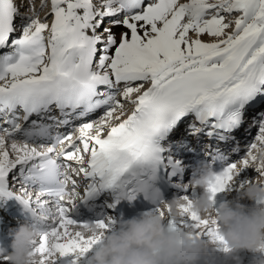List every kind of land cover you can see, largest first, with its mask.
Masks as SVG:
<instances>
[{
	"label": "bare ground",
	"instance_id": "obj_1",
	"mask_svg": "<svg viewBox=\"0 0 264 264\" xmlns=\"http://www.w3.org/2000/svg\"><path fill=\"white\" fill-rule=\"evenodd\" d=\"M5 1L7 4H10L13 7H15V5H16L14 3V0H5ZM121 1L122 0H113V1L109 2L108 4H106V6H105L106 9H105L103 14H107V16L111 17L110 15H112L114 13V10L116 8L114 5L120 3ZM25 2H26V0H24L23 5H25ZM175 2H176V0H162L158 3V4L163 5L164 16H166V17L170 16L171 17V14L169 13V11L172 10L171 5L174 4ZM52 3L55 4L56 1H52ZM54 4L52 5V7H53L52 9L56 11L57 5L56 4L54 5ZM85 4H87V3H85ZM84 6H86V5H79L77 8H75L73 10H68V9L61 10L59 12L61 20L65 19L68 14H72V15H74V18L69 20L68 23L80 21V15H81L80 13L83 9L82 7H84ZM87 7H88V5H87ZM89 7H90V4H89ZM199 8H200V6H199ZM140 9H142V11H143L144 10L143 6ZM148 11L149 10H146V12H148ZM47 14L49 15L50 13L48 12ZM82 15H84V14H82ZM91 15H93V12L90 15L88 14V16H86V17L88 18ZM137 17H138L137 13H134V14L132 13L129 16V18H132L131 22L121 21V20H114V21L111 20L112 22H110L109 25H107L105 28H102V27L98 28V31H101V32H98V34H100L101 36L97 37V40L95 42L91 41L90 43L92 45H94V47L96 48V47H98V46H96L97 41H99V40L105 41L110 37L111 34H115L116 32H118L121 29H125V31L127 30L128 32H131V34L134 38H136L142 34H147L149 32V29L147 26H152V30H151L152 32L154 31L153 27L155 28V31L158 29L157 24L155 22L156 16L154 17L153 13H148L147 15H145V17H144L145 21L143 23L146 26H136L135 27V25H133V24L137 25V23H138L136 21ZM261 17H262V21L264 22V18H263L264 16H261ZM100 18H101V16L99 17V20H100ZM159 18H161V17H159ZM102 21H104V18ZM256 21H259V20H256ZM262 21H260V23ZM56 22H57V26H60V22H61L60 19H57ZM56 22H55V24L52 23L53 25L50 26L51 31H53L56 28ZM153 22H154V25H152ZM164 22H162V23H164ZM39 24H41V23H39ZM138 24L143 25V24H141V22H139ZM39 27H43V26L39 25ZM58 28L62 29L61 27H58ZM259 31H260V29H255L254 31L250 32L247 35H240V36L236 37L235 39L231 40L227 44L222 45L223 47L218 49L216 54L211 55L210 57H208L205 60L200 59L198 62L194 61L191 63L189 61L188 65H186L184 67H182V65H181L182 62H179L180 61L179 60L178 64L176 66H172V67L170 66L166 69H161L160 71H156V72L154 71L153 76H152V79H154L153 84L147 88V89H149L148 101H152L153 99L162 98L163 96H165L167 94H171V93L175 92V90L177 88L186 86L189 83H190V86L192 87L193 91L191 93H188L187 95H185L181 99L186 108H189L192 105H200L203 102V100L205 99V97H221V98L229 99L232 96H234L235 94L239 93L240 91H242L248 87H253L256 82L264 79V76H263L264 75V47L257 49L253 53L251 58L248 60V62L245 60V62H247V63H245V68L243 70H241L240 67L242 66L244 56H246L249 53L250 49L255 46L256 36H257V35H255V33L259 32ZM69 34H71V33H69ZM116 38L120 39V34ZM252 38L254 39V41H250ZM56 39H60V38L58 37ZM159 39H160V37H159ZM108 43H109V46L113 47V43H112L111 38L108 41ZM57 45H58L59 49L64 47V44H62V42H59L58 40H56V46ZM129 45L130 46H128V48L130 49L132 47V44L130 43ZM147 47H148V45H147ZM77 48L80 49L79 51H81V50L84 51L82 47H77L76 45H74L73 41H72L71 46L68 48V50L65 52V54L61 53L59 55L62 57L65 56L66 58L70 59V58H72L73 51H75ZM125 49H127V48L125 47ZM116 52L120 53V52H122V49L118 47V49H116ZM93 53L94 52L90 53V56L91 55L93 56ZM212 53H214V52H211V54ZM78 56H80V55H78ZM85 56L86 55L83 54L79 58L84 59ZM238 57H241V61H236V59ZM117 59L122 60L119 57H117ZM117 59H116V62H117ZM60 60L62 61V65L71 66L73 64L70 61H66L64 58H60ZM122 62H125V61L122 60ZM124 64H126V63H124ZM124 64H121V65H124ZM106 65H108L107 67H110L111 59L109 61L107 60ZM130 67H131V65L126 66V67L125 66H123V67L119 66L118 68H116V70H118L119 73L122 75L121 78L136 77V76H137V78L138 77L139 78H145L147 76V72H134ZM146 68L147 67H145V69ZM12 70L15 73L20 72V71L27 72L24 70L23 66L20 64L15 65L12 68ZM56 70H57V67H54L50 71L46 70L45 72L37 74V75H32L29 73L28 77H26V78L29 79L30 83L33 85H35L37 82L38 83H46L48 79L55 80V79L61 78L60 77L61 74H58ZM70 71L72 73H74V72H76V68L71 67ZM148 74H150V73H148ZM115 77H116V75H115ZM115 77L113 78V80L115 79ZM209 77H210V79L206 80ZM194 80H200L203 82L198 85V84H195L192 82ZM13 81L11 82V84L13 83ZM122 81H126V79H124ZM114 83H117V82L116 81L112 82V85H114ZM142 90H144V89H142ZM124 97L126 100L130 101V97H128V98L126 96H124ZM159 102H161V100H159ZM126 106L127 105L121 107L120 110L116 111V116L115 115L114 116L117 117L118 120L121 117H124L123 116V108H125ZM200 110H202V108H200ZM109 113H111V111ZM106 120H107L106 118H101L100 120L87 123L86 125L78 126L79 131H83L84 128L87 129L89 126L94 127V125H98L99 123H103V126H104V124L107 123ZM196 125L198 127H200V125H198V124H196ZM101 126H102V124H101ZM195 127L196 126L194 123H192V125L189 126L190 129L195 128ZM189 132L194 133L193 130H190ZM189 138L190 137H187L185 139H189ZM0 139L5 144L9 142L3 136L0 137ZM18 142H19V139H14L13 142L11 143L13 146H15L13 154H15L17 151H20L21 149H25L26 147L32 146V145H21V144L15 145ZM183 143L188 144L189 141L183 140ZM187 146H189V145H187ZM5 147H6V145H3V149H5ZM191 147L198 149L197 148V142H193ZM47 149H50V147L48 146ZM4 155L8 156L9 154H4ZM70 160L75 161L74 164H76L77 167H80L82 165L80 162H77V159L70 158ZM239 164L243 165V167H244V163H239ZM201 177H202L201 174L198 176H192L188 179L187 183L190 184V181H192L196 185H198V184L203 185L204 183L201 182ZM15 189L17 191L16 193L26 196V192H25V189L23 186H17ZM233 203H234V201H232L230 203V205H228V206L221 207L219 215L213 216V213H211L212 218L210 217V219L213 220V222L210 224H207V225L204 224V226H206V229L209 231H212L213 229L218 227V225H219L218 220L219 219H222L223 222L230 220L231 219L230 215H231V210H232L231 205H233ZM182 220H184V219H182ZM200 220L203 221V218H201ZM228 227H230V229H232L236 226L233 223V225L226 224L223 227L222 230L226 232L224 234L225 236H223L225 238L224 240H226L228 238L229 239L234 238L233 237L234 234H231L230 231L227 230ZM236 228H238L241 231L240 234L246 235L245 237L243 236L240 239L239 238L236 239L237 241H239V246H241V249H243L244 246L240 245L242 243V241L245 240V242H246L247 240H251L252 234L254 235L256 233V230L254 232H252V231L247 230L246 228H241V227H236ZM240 234L238 236H240ZM248 234H251V235L248 236ZM262 234H264V230H263ZM260 247H263V243H261ZM241 249L236 246V249L235 250L233 249L232 252L234 254H238V252L241 253V251H240ZM247 252H250V250L247 249ZM241 254L245 255L243 252ZM220 258L221 257H219V255H216V261L211 259V264H219ZM258 258L263 259L264 254H262V255L252 254L250 256V259H253V260L258 259Z\"/></svg>",
	"mask_w": 264,
	"mask_h": 264
},
{
	"label": "rangeland",
	"instance_id": "obj_2",
	"mask_svg": "<svg viewBox=\"0 0 264 264\" xmlns=\"http://www.w3.org/2000/svg\"><path fill=\"white\" fill-rule=\"evenodd\" d=\"M111 1H113V0H88L86 2L87 3L86 6L88 5V7H86V6L82 7L83 9L80 13L81 14L80 15V21H81L80 24L86 19L85 17L88 16L87 14H84L83 11H84L85 7L89 8L90 3L94 4L92 12L93 11L98 12V18L101 16L100 20L102 21L103 17L107 16V14H103L105 9H106L105 6H106V4H108ZM28 2H29V0H26L25 5L23 6V3H20L18 0H14V3L16 4V6H18V8L20 10H23L24 12L29 11L28 6H27ZM79 2H81V0ZM53 4L54 3H52V2L45 4L43 6V9H42L43 13L47 14L48 11L53 8L52 7ZM55 4L58 6V2H56ZM217 4H220V6L218 7ZM211 5L214 7H212L209 10H206V11L204 10V6H211ZM199 6H200V8H199ZM171 9L172 10L169 11V13L171 14V17L170 16L166 17V16H164V13L161 14L159 11L156 13V15L155 14L154 15L156 16L155 22L157 24H159V29H160L159 36L165 37L167 35V32H170V34H172V38L170 40H172V42L179 49V52L177 54L172 53V51L170 50L172 45L168 48V52H169L168 56L163 52L161 46H158L159 45V42H158L159 39L157 36H155V31L148 32L147 34H142V35L134 38L132 36L131 32H128L127 30L125 31V29H121L118 32H116L115 34H111L112 37H110V38L112 39L113 47L109 46V43H108V50H111V52H114V53H118V52H116V49H118V47H119L122 49V52H120V54L121 53L128 54L131 52V50L133 48V52L131 53L130 58L136 57L138 55L139 51L143 50L140 52V55L141 56L146 55V56L143 58V60H142V57L140 56L138 58L140 60V62L135 60L136 64L134 66L137 68H140L143 65H146L145 67H149L147 65H150L151 67H154L156 69H162L163 67H165L167 65L170 66L175 61L178 62L180 59H183L182 61H189L190 60V53L198 54L199 51H204V50H208L211 52V51L215 50V48H216L215 43H221L222 45H225L240 35H247L250 32H243L247 27H251V32L254 31L255 29H260L259 32L255 33V35H257L255 43H259L258 45H260V46L264 45V22L262 21V17H261V16H264V0H176V2L171 5ZM150 10L152 12H154L151 8H150ZM219 10H222V11L218 12ZM23 11H21V13H23ZM94 12H93V14H95ZM217 13H219V14H217ZM82 14H84V15H82ZM90 14L91 13H89V15ZM49 15L47 14V16H49ZM72 16H73L72 18H74V15H72ZM108 17L109 16H107L106 19L104 18L105 22H106V20H108V21L110 20V19H108ZM159 17H161V18H159ZM22 18H26V17L22 16ZM197 18H198V20H197ZM36 20L37 19L35 17L31 23L36 24ZM140 20H143V19H139L138 21L140 22ZM256 20H259V21H256ZM260 21H262V22L260 23ZM110 22H112V21H110ZM110 22H107L106 24L109 25ZM143 22L144 21H141V24H143V25H140L137 23V25H135V27L136 26H146V25H144ZM162 22H164V23H162ZM38 23H40V22L38 21ZM69 23H71V22H69ZM87 23L90 25V23L88 21H87ZM153 24H154V22H153ZM46 25H47L46 28L48 29L50 24H46ZM37 26H39V25H37ZM102 28H105V27H102ZM122 33H126V37L131 36V38L134 39V42H135L134 47L132 45V47L129 49L128 46H130L129 45L130 43L125 44V45L114 44L115 41H116V43L119 42V40L118 39L116 40L115 38L119 34L121 37ZM47 36L48 37L51 36V33L49 31H48ZM100 36H101L100 34H97L94 39L97 40V37H100ZM149 36H151V38ZM126 41L128 42L129 40L126 39ZM250 41H254V39L252 38ZM104 42H106V40ZM144 42H146V44H144ZM98 45H99V43L97 41L96 46H98ZM147 45H148V47H147ZM222 45H220V46H222ZM256 46H257V44H255V48H256ZM125 47L127 49H125ZM145 47H146V49L144 50ZM150 48L152 49V51L150 50ZM255 48H252L251 51L249 52L248 55L250 56V58L253 55V53L256 51ZM252 51H253V53H252ZM148 52H150V53L148 54ZM85 55H86V53H85ZM119 56L120 55H118V57ZM249 56L247 57V59H246V56L243 58V63H242L243 65L240 67L241 70H243L245 68V63H247L248 60L250 59ZM245 60L247 62H245ZM128 62L129 61H125V62H123V64L128 63ZM45 65H46V60L41 62V66H45ZM132 65H133V62L131 64L130 68L132 70H135V67H133ZM107 66L108 65H106V67ZM33 70H35V69L33 68ZM37 71L40 72V69L38 68ZM147 75H148V72H147ZM150 82L151 81L150 80L147 81V79L136 80L133 82V83H135L133 85L125 84V87H123V88L121 86H117L116 88L117 89L119 88V89L116 90V93L117 94L121 93V92L124 93L121 95L120 98H116L117 100L115 99L117 102H119L117 104H121V103L128 104L129 103V105H131L132 102H129L128 100H126L124 96H126L127 98L131 97L134 99L135 95L139 92L140 88L143 86H146ZM131 98H130V100H131ZM120 107H122V104H121V106L118 105V107L114 105V107L111 108V110L115 116H116L115 111L116 110L118 111L120 109ZM127 112L128 113L131 112L129 110L128 106L123 108V114L127 113ZM115 116H110V113L107 114V110H106L104 112V114L97 116L93 120L97 121V120H100L101 118H106V119L111 118L112 121H114ZM101 124H102V126H101ZM104 125L107 126L108 124H104ZM94 127H95V130H99V129L104 128L103 123H100L99 125H94ZM85 129L86 128H84L83 131H85ZM9 152H11V149L9 150ZM4 154H6V153H4ZM259 160H260V158H256L254 160V164H256ZM249 166H252V165L249 164ZM245 169H246L245 170L246 173L250 172V168L248 166H246ZM204 209H206V207H204ZM262 236H263V234H262ZM255 243L258 245L257 238L252 239V241L250 242V245L256 246ZM238 254H235V255H238ZM240 255L243 256V254H241V253H240ZM222 256L224 257V255H222ZM220 260H221V258L219 259V262H220L219 264H226V261L224 259H222V261H220ZM256 260H258V259H254L253 261H256ZM231 261L234 262V264H239V261H241V259H236L235 257H230L228 260V264H230ZM261 261L259 263L255 262L254 264H264ZM244 264H250V263H244Z\"/></svg>",
	"mask_w": 264,
	"mask_h": 264
},
{
	"label": "water",
	"instance_id": "obj_3",
	"mask_svg": "<svg viewBox=\"0 0 264 264\" xmlns=\"http://www.w3.org/2000/svg\"><path fill=\"white\" fill-rule=\"evenodd\" d=\"M76 5V1L73 0L72 4H71V8H73Z\"/></svg>",
	"mask_w": 264,
	"mask_h": 264
}]
</instances>
